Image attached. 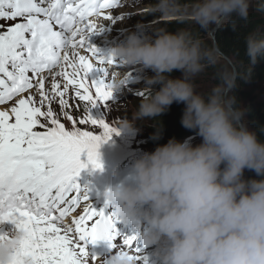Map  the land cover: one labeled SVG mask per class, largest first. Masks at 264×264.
Listing matches in <instances>:
<instances>
[{
	"label": "clouds",
	"instance_id": "clouds-1",
	"mask_svg": "<svg viewBox=\"0 0 264 264\" xmlns=\"http://www.w3.org/2000/svg\"><path fill=\"white\" fill-rule=\"evenodd\" d=\"M249 7L250 0H196L190 7L180 0H156L151 10L164 19L187 15L210 29L233 17L247 19ZM245 44L252 64L264 59V37L249 33ZM105 55L154 73L144 77L150 95L131 119L119 122L117 134L182 102L181 124L201 137L196 145L172 138L145 152L132 163L128 180L105 191L118 219L137 229L143 248L155 246L151 264H264V140L242 122L244 112L227 95L235 87L234 75L222 73L221 84L207 97L197 93L191 78L214 56L186 30L159 29L154 37L131 32ZM175 70L182 75L173 77ZM124 85L120 75L110 83L113 91ZM245 169L256 176L245 178ZM23 235L15 225L0 232L2 264L26 259ZM109 261L135 264L123 250Z\"/></svg>",
	"mask_w": 264,
	"mask_h": 264
},
{
	"label": "snow or ice",
	"instance_id": "snow-or-ice-1",
	"mask_svg": "<svg viewBox=\"0 0 264 264\" xmlns=\"http://www.w3.org/2000/svg\"><path fill=\"white\" fill-rule=\"evenodd\" d=\"M120 4L121 0H0V21H20L6 29L0 24V106L11 103L10 108H0V223L9 221L24 234L21 252L26 259L18 264H101L87 246L119 235L113 219L89 203L88 187H81L76 178L88 163L102 167L98 148L118 131L92 110L99 105L108 108L110 83L119 75V64L90 43L89 36L102 30L100 18L113 19L104 10ZM80 49L90 52L96 63ZM129 77V72L124 75L125 84ZM70 87L74 98L83 102L79 120L65 111L72 107L65 98ZM57 100L72 130H66L51 106ZM77 124L99 126L103 133L82 131ZM37 126L45 130H34ZM85 152L87 163L80 158ZM81 201L83 213L74 216ZM111 246L127 252L135 264H149L136 232ZM103 264H110L109 259Z\"/></svg>",
	"mask_w": 264,
	"mask_h": 264
},
{
	"label": "trees",
	"instance_id": "trees-1",
	"mask_svg": "<svg viewBox=\"0 0 264 264\" xmlns=\"http://www.w3.org/2000/svg\"><path fill=\"white\" fill-rule=\"evenodd\" d=\"M149 1L152 6L156 3V0ZM180 3L190 7L196 3V0H180ZM151 13L152 10H149L147 14ZM155 14H157L156 20L147 27V30L145 27L135 32L139 35L154 37L159 29H166L170 32L186 30L200 39L203 47L211 51L214 56L212 60H206L203 70L195 75L204 82L199 94L205 97L221 84L220 77L222 73L229 71L233 74L234 66L237 70L235 87L227 95L234 98V107L244 112L242 122L255 131L260 139L264 140V59L252 64L246 53L245 44V38L249 33H256L259 37H264V0H260L255 7L249 8L247 19L233 17L229 23L220 27L216 32L215 40L210 36V32L215 26L210 29L202 28L187 15L175 19H164L158 13L155 12ZM222 55L229 58L232 64L225 60ZM150 71L153 75L152 70ZM171 75L179 77L182 73L180 70H175ZM159 86L157 84L154 87L158 89ZM142 93V96H137L134 108L137 107L141 99L150 95V90L142 91ZM184 107L185 105L182 102H173L159 117L150 119L147 122L142 121L146 125H133L134 127L139 126L147 135L142 142L144 149L135 153L136 158L132 159L135 157L134 155L122 163V171H120L123 176L122 179L129 176L132 163L145 152L154 151L158 145L167 143L169 139L175 138L183 141L197 134L196 130L185 128L181 124ZM121 115H124V113ZM149 147L151 150L148 149ZM244 176L245 178H251L255 177L256 173L253 170L245 169ZM92 183L96 184V180H93ZM92 193L95 196L98 195L96 191H92Z\"/></svg>",
	"mask_w": 264,
	"mask_h": 264
},
{
	"label": "rangeland",
	"instance_id": "rangeland-1",
	"mask_svg": "<svg viewBox=\"0 0 264 264\" xmlns=\"http://www.w3.org/2000/svg\"><path fill=\"white\" fill-rule=\"evenodd\" d=\"M260 0H250V7H255ZM152 5L149 0H121V4L117 8L107 9L105 13L111 14L113 19H103L100 18L97 21L98 26H102V30L99 32H94L90 34L89 40L90 43L95 45L100 52L106 54L109 48L114 47L115 45L123 42L127 35L131 32H135L142 28L147 30V27L151 25L157 17L154 11L151 14H147L149 10H151ZM123 16V18H120ZM20 22L17 21H0V24L4 26L6 29L12 23ZM81 55H85L89 57V60L93 63H96L94 57H92L91 53L86 51L85 49L79 50ZM113 66H109V70H112ZM71 71V69H67ZM115 70L119 73L120 77L123 78L125 74L130 73V77L128 79L127 84L122 86L120 89L113 91V96L111 100L107 103L109 104L108 108H104L103 105H99L92 110L94 116H102L107 123H109L110 127L119 128V122L127 117L132 116V112L135 110L134 102L137 101V93L142 91H148L149 89L144 87L145 76H151V69H141L140 67H127L124 65H119L115 67ZM59 71V69H57ZM47 75V74H46ZM61 85H63L64 81L62 77L57 78ZM191 82L195 88L197 93H200L204 82H202L198 77L194 76L191 78ZM90 84L91 81H88ZM46 88H50L51 77H49L46 81ZM94 93L95 89H91ZM66 99H68L69 104L72 106L65 111H68L70 115L73 116V119L79 120V118L83 115L82 103L79 102L78 98H74V89L69 88ZM77 103L81 104V108H76L75 105ZM57 114L60 115L61 123L65 125L66 130H72L73 124L71 121L67 120L60 114V106L57 101H53L51 105ZM11 103L6 106H2L0 108H10ZM45 106L42 110H46ZM124 115H121L123 114ZM114 116V117H113ZM124 118H123V117ZM14 119V118H13ZM43 121V118H40ZM143 120H138L134 124H142L146 125ZM75 127L80 128L82 131H92L96 135H101L103 133V129L99 126L88 125H75ZM36 131H44L45 129L39 128L37 126ZM147 133L139 128V126L134 127L132 130H123L117 132H113L111 134L110 139L106 142L100 144L98 148L99 152V161L102 165L100 169H104L108 173H112L114 168H117L119 164L129 157L132 154H135L136 151L144 149L142 146V142ZM188 142L196 145L201 142V137L198 134H195L189 138L184 139ZM151 150V148H148ZM84 157L83 160L87 162V154L82 153L81 157ZM126 161V160H125ZM89 203L92 202L93 206L99 208L100 206L105 204V199L95 200L93 198L90 199ZM85 207V202L81 201L79 207L73 213L74 216H79L83 213ZM110 216L114 223L115 228L118 231L119 235H117L113 240H109L106 238H101L97 240L95 244H89L87 246L89 255H95L98 257L100 261H106L116 252V249L113 248L112 244H119L123 236L131 235L136 232L135 226L131 223H123L121 222L117 215H106ZM69 222L71 221V217L68 218ZM137 243L143 248L139 239H137ZM155 246H151L149 248H143V252L148 256L149 264L152 262V252ZM128 251L127 249H125ZM130 254H133L130 252Z\"/></svg>",
	"mask_w": 264,
	"mask_h": 264
},
{
	"label": "water",
	"instance_id": "water-1",
	"mask_svg": "<svg viewBox=\"0 0 264 264\" xmlns=\"http://www.w3.org/2000/svg\"><path fill=\"white\" fill-rule=\"evenodd\" d=\"M220 27L215 26L214 29L210 32V36L212 37V39L215 40V36H216V32L218 31ZM224 57L225 60H227L230 64H232V62L230 61L229 58H227L225 55H222ZM233 75L235 77V81L237 78V70L236 68L233 66Z\"/></svg>",
	"mask_w": 264,
	"mask_h": 264
}]
</instances>
